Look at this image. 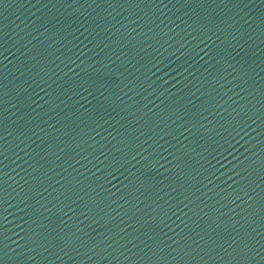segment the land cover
I'll return each mask as SVG.
<instances>
[{
  "label": "water",
  "instance_id": "obj_1",
  "mask_svg": "<svg viewBox=\"0 0 264 264\" xmlns=\"http://www.w3.org/2000/svg\"><path fill=\"white\" fill-rule=\"evenodd\" d=\"M0 264H264V0H0Z\"/></svg>",
  "mask_w": 264,
  "mask_h": 264
}]
</instances>
